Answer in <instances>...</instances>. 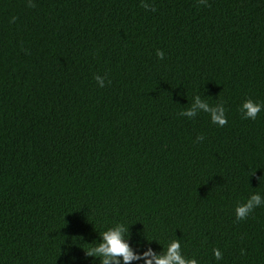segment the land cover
<instances>
[{"label":"trees","instance_id":"obj_1","mask_svg":"<svg viewBox=\"0 0 264 264\" xmlns=\"http://www.w3.org/2000/svg\"><path fill=\"white\" fill-rule=\"evenodd\" d=\"M31 2L0 0V264H100L118 222L138 252L264 264V204L235 214L264 196V110L240 112L264 103V0ZM196 95L228 123L181 116Z\"/></svg>","mask_w":264,"mask_h":264},{"label":"clouds","instance_id":"obj_2","mask_svg":"<svg viewBox=\"0 0 264 264\" xmlns=\"http://www.w3.org/2000/svg\"><path fill=\"white\" fill-rule=\"evenodd\" d=\"M198 2L206 4L207 0H198ZM28 4L30 7L34 6L31 0H28ZM141 6L146 9L151 7L145 0H141ZM151 10L155 11L156 9L152 7ZM156 56L163 60L165 52L157 49ZM94 79L99 87H105V76L95 75ZM108 83L110 84L111 81ZM262 110H264V103L252 99H246L240 106V112L244 119L255 120ZM200 112L208 113L211 122L220 127L228 123L227 110L224 104L210 105L200 95L194 96L191 106L182 111L180 115L193 119ZM197 139L202 140L203 136H199ZM262 204H264V196L260 193L251 194L245 202L236 206V218L238 220L246 218L256 207ZM146 239L149 241L148 238ZM91 244L92 246L86 251V254L89 257L98 258L100 264H132L134 261L141 260L143 264H200L197 258H189L184 255L181 240L178 238L169 241L163 254H157L151 247L142 252L134 250L131 245L130 226L124 222L115 223L112 227L107 228L100 233L99 243ZM213 255L217 261L222 259V252L219 248L213 249Z\"/></svg>","mask_w":264,"mask_h":264}]
</instances>
